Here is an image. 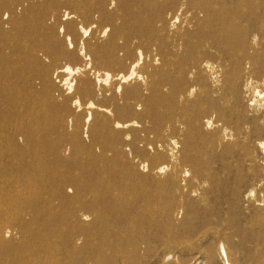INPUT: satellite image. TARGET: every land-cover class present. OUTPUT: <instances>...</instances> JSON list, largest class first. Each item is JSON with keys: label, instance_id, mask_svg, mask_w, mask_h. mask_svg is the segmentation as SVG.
<instances>
[{"label": "rangeland", "instance_id": "1", "mask_svg": "<svg viewBox=\"0 0 264 264\" xmlns=\"http://www.w3.org/2000/svg\"><path fill=\"white\" fill-rule=\"evenodd\" d=\"M192 1L0 0V225L8 244L0 249V264H33L27 256L32 246L40 243L39 237L51 240L58 235L53 240L63 250L65 235L77 236L86 228L90 232L79 235L84 240L68 244L74 256L69 255L61 264H226L217 250L226 239L233 253L227 259L230 264H256L252 241L243 242L237 233L241 237L253 235L255 223L264 218V206L251 196L257 180L264 177V151L257 145L258 139L264 138L263 125L253 126L247 138L231 151V141L218 140L222 122L218 124L215 110L204 114L196 111L204 125L195 130L191 140L188 128L169 123L174 112L167 105L154 106L150 101L148 113L124 114V98L117 93L115 78L99 85L96 82L98 74L109 71L114 76L119 68L98 62L84 68L71 77L75 82L71 94L61 86L65 74L57 72L66 65L75 68L85 62L81 56L66 58V37L60 28L78 42L105 43L106 37L100 32L109 23L100 12L106 11L117 16L119 23L127 19L130 26L143 29L142 33L146 29L136 42L144 43L139 49L143 60L138 68L143 78L129 85L157 78L166 60L159 54L158 45L172 42L174 31L185 19L181 6L185 8ZM212 1L229 10L237 6L244 11L253 9L258 23L249 27L240 19L241 26L257 35L256 43H264V0H248L246 4V0ZM124 4L132 14L121 20ZM67 14L69 18L64 19ZM176 15V26L168 27ZM81 27L88 29L90 36L85 38ZM259 49L264 52V46ZM179 55L190 62L188 55ZM215 62L223 67L218 75L223 94L231 97L226 84L228 77L233 78L230 62L224 56ZM168 70L172 80L180 79L176 66ZM186 78L185 90L195 87L190 101L202 95L200 101L206 105L199 85L201 76L189 71ZM67 97L70 113L62 106ZM76 98L82 104L79 111L72 105ZM230 100L232 106L247 114L246 100ZM89 103L96 108H87ZM144 107L143 102L135 104L137 112ZM260 107L257 113L264 110V105ZM88 112L93 116L86 123ZM105 118L108 124L100 134ZM68 120L73 122L70 134L65 130ZM207 120L211 121L209 126L205 125ZM115 122L122 127L116 129ZM128 123L133 125L124 127ZM95 132L99 134L97 140L91 137ZM135 137L140 140L134 141ZM174 140L177 146L171 143ZM170 153L179 162L171 163ZM164 165L168 170L158 173ZM173 172L181 177L176 184L168 178ZM184 172H188L186 177ZM204 217L209 220L207 225L202 223ZM102 228L115 231H103L112 247L92 245ZM100 248L118 252L102 254L97 250ZM58 254L64 256L65 252ZM47 258L45 264H49Z\"/></svg>", "mask_w": 264, "mask_h": 264}, {"label": "bare ground", "instance_id": "2", "mask_svg": "<svg viewBox=\"0 0 264 264\" xmlns=\"http://www.w3.org/2000/svg\"><path fill=\"white\" fill-rule=\"evenodd\" d=\"M247 1L248 0H246L245 4L247 3ZM143 6H145L144 3ZM181 7V10L183 9L185 14V19L182 21L181 28L174 31L171 43H161L160 45H158L159 54H162V56L166 58L164 69L160 71V74H157V78L152 77L150 80H147L145 78L144 82L142 81L144 83L142 85L131 86L129 84L136 78L137 80L143 78L139 74L138 68L141 65V61L143 60L141 53L142 51L140 52L139 49L144 43L136 42L140 41L144 37L146 29L145 32L142 33L143 29L134 27L133 25L130 26L127 19L124 24L119 23V19L117 18V16L115 17V15L107 13L106 11L100 12L102 14V18L109 23V26L105 27L100 32L102 34V37H106L105 43H97L95 45L85 44L83 42L81 43L78 42L76 38L70 36L69 32L66 31L63 27L60 28V33L65 34L66 37L67 47L64 49V55L66 56V58L73 60L76 57L81 56L85 61L82 65L75 67L76 69L72 68L69 65H66L59 71H57L58 73L65 74L64 76H62V80H60L61 86H65L66 90H68L66 94H71L74 91L73 86L75 83H73L71 77L80 73L81 71H84V68H91L92 64L97 65V62L101 65H110L112 67L119 68L120 71L114 76L109 71H105L101 75L102 78L98 74L96 82L99 85L102 82L104 83V81H109L110 79L115 78V80L117 81V93H121V96L124 98V103L121 105L124 114L134 112L137 115L142 116L143 114L149 112V105L151 104H149L148 102L150 101H153L155 103L154 106L167 105L169 109L174 112V118L170 119L169 123L172 126L183 125L185 128H188L190 131V138L191 140H193L195 136V130H201L204 125L202 124L201 120H199V117L195 116L196 111H199V114H204L210 110H215L213 112L215 113L217 122H219L218 124L222 122V125L220 127V136L219 139H217L220 142L224 140L231 141L230 150H235L240 140H245L247 138L253 126L256 127L259 124L264 126V110L262 111V113H257V107L264 105V52L259 49V47L261 48L264 46V43H256L257 35L249 32L246 27H242L240 21V19H244L245 21H247V24L250 27L255 26L258 23V18L253 9L244 11L241 9V7L237 6L236 10H229L225 6H217L216 3L212 0H193L192 3H189L188 5L186 4L185 8H183V6ZM122 9L125 11V14H123L121 20L124 17L128 18V16L132 14V12L129 11L127 4H124L122 6ZM134 16L135 14L133 15V17ZM68 18L69 16L67 14L66 18L64 19ZM177 21L178 16L176 15L168 21L167 26L174 28ZM69 24L71 25V23ZM80 29L82 35L85 38L90 36V34H87L90 33L88 32V29L84 27H81ZM263 31L264 29L262 28L261 32ZM179 53H182V55H188L190 58V62L186 63L180 57ZM221 56H224L229 60V70L232 71L233 76V78L231 77L230 80L229 77L227 78L228 81L226 84L228 93L229 95H231V97H233V99L242 97L244 100H246L249 107L247 114H242L236 108V105L232 106L230 100L231 97L223 94V86H220V80H218V75L220 74V71H222L223 67L220 63L215 62L217 57ZM175 66L178 68L179 73L181 74L179 80H172L170 78L168 69ZM189 71H191L192 73L195 72L197 75L201 76L199 85L201 94L204 95L202 98L205 99L206 97V105L202 101H200V96L202 95H199L198 98H196L194 101H190V97L193 95L195 87L193 86L191 89L189 88L186 90L184 88V81L187 80V72L189 73ZM87 83L89 84V80H86V84ZM90 91L91 93H95L98 96L99 94H102L100 90ZM118 95L120 96V94ZM214 95L218 96L217 99L214 98ZM143 98L145 99L143 100ZM69 100L70 97L65 98L62 106H65L70 113L71 109L68 105ZM138 102L144 103L145 107L142 112H137L135 109V104H137ZM72 105L73 107L75 106L78 111L82 109V104L77 98L73 101ZM86 107L89 109L96 108L93 103H89L88 105H86ZM97 108H99V110L101 111H107V109L105 108ZM225 109H229L228 113L225 112ZM92 116V112H88V115L85 118V122L89 123L92 120ZM70 120H68V122H66L65 124V130L69 134L73 131V122ZM210 120L206 121V126H209L211 124ZM107 124L108 121L105 118L102 126L99 129L100 134ZM128 124L126 126L124 124L123 125L124 127L133 125L131 123ZM114 127L118 129L122 127V124L115 122ZM98 136V132H95L93 135H91L93 140H97ZM139 140L140 139L138 137L134 138V141L136 142ZM257 142V145L260 147V149L264 151V138H259ZM171 143L177 146V141L174 140ZM206 143L207 142L205 141V144ZM169 159L171 163L179 162L174 156V153L169 154ZM195 163L197 162H194V164ZM202 168L203 167H201V169ZM166 170H168V168L166 167V165H164L163 167H160L158 169V173H165ZM198 171L199 170H197V172ZM186 174L188 175V172L184 174L185 177ZM178 177L179 176L173 172L172 175H169L168 178L172 180V183L176 184V182L178 181ZM195 181H197V179ZM251 196L253 198L256 197V204L258 203L264 206V177L257 180V189L251 190ZM2 204L4 205V203ZM83 217L88 218V215H83ZM208 221L209 220H206L204 217L202 223L204 225H207L209 223ZM255 224L257 225V231L253 235H250L248 237H241L239 233L237 234L243 242L246 240L249 241V239L252 241L254 246V254L252 256L253 260L256 264H264V218L258 220ZM147 226L150 225L147 224ZM151 227H153V225ZM2 230V226L0 225V249H5L7 248L8 244L4 239V235H2ZM104 230L105 229L102 228L101 232H98L97 234L95 233L96 236L92 245L96 246L98 244H102L112 247L113 244L110 242V239L108 240V238H106L107 234L103 232ZM83 232L84 233H81L80 231L79 235L88 234L90 230L89 228H86L83 230ZM106 232L112 234V232L115 231L108 228ZM76 234L77 236L75 234L68 233L64 236L63 240L65 242L62 240L64 242L62 243L65 244L63 245V250H61V248L58 247L53 240L59 238L57 237L58 235L53 236L51 240L46 238L41 239V237H39L38 239L40 240V243L37 246L35 245V247L32 246V251H30V253H28V256H26L33 262V264H43L44 259L48 256L49 258H47V260H49V264H61L62 260L66 261L69 255L70 257H72L75 254L74 251H70L71 246H68V244L73 245L84 240L81 236L78 235V233ZM115 239L117 240V238ZM229 242V239H226L225 242H222L221 240L217 248L219 255L224 259L226 258V264H230L227 261L228 257L233 256V253L228 250V247L230 246ZM87 244H89V242H86V245ZM97 250H99V252L102 251V254L104 252L108 255L110 253L115 254L118 252L115 248L109 249L107 251H103L101 250V248ZM60 251L65 252V255L63 256L62 254H58V252Z\"/></svg>", "mask_w": 264, "mask_h": 264}]
</instances>
